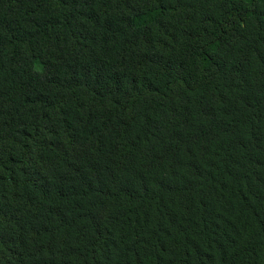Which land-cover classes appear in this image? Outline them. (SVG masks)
Returning <instances> with one entry per match:
<instances>
[{"label": "trees", "instance_id": "obj_1", "mask_svg": "<svg viewBox=\"0 0 264 264\" xmlns=\"http://www.w3.org/2000/svg\"><path fill=\"white\" fill-rule=\"evenodd\" d=\"M0 264H264V0H0Z\"/></svg>", "mask_w": 264, "mask_h": 264}]
</instances>
